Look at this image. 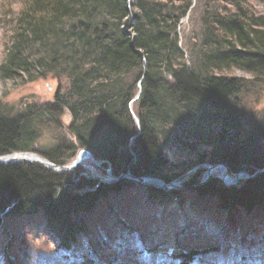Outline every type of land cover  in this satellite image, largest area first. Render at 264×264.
Instances as JSON below:
<instances>
[{"label":"trees","instance_id":"obj_1","mask_svg":"<svg viewBox=\"0 0 264 264\" xmlns=\"http://www.w3.org/2000/svg\"><path fill=\"white\" fill-rule=\"evenodd\" d=\"M216 3H224L225 11L215 10ZM195 5V0H20V8L6 15L0 78L25 83L52 75L62 82L53 101L28 104L15 115L0 108V156L34 152L67 165L89 150L116 176L127 172L166 182L184 177L185 184L198 183L208 164L222 162L231 175L263 168L264 117L246 119L241 101L264 83V16L246 0H208L200 38L188 46L187 56L181 21ZM235 68L250 78L234 76ZM132 104L138 105V125ZM64 112L71 117L67 131L73 140L60 132L54 144L40 149L43 128L65 129ZM171 150L188 157L173 164ZM84 172L81 165L73 172L39 163L0 165V222L5 215L40 213L57 246L69 249L86 229L77 216L134 184H106ZM144 189L160 202L185 192L215 198L230 214L264 207V172L230 188L213 176L184 191ZM195 254L182 255L190 262Z\"/></svg>","mask_w":264,"mask_h":264},{"label":"rangeland","instance_id":"obj_2","mask_svg":"<svg viewBox=\"0 0 264 264\" xmlns=\"http://www.w3.org/2000/svg\"><path fill=\"white\" fill-rule=\"evenodd\" d=\"M207 1L195 0L194 12L182 22L181 46L187 56L188 46L200 38ZM246 1L253 11L264 16V0ZM225 6L214 5L218 11ZM19 8L20 0H0V64L6 53L10 22L6 15ZM226 8L234 10L232 6ZM233 74L250 78L248 72L239 68ZM61 82L52 75L25 83L0 78V108L6 115L9 111L15 115L28 104L53 101ZM130 108L138 125V105ZM241 109L251 122L264 117V83L245 95ZM60 119L65 129L43 128L40 149L54 144L60 132L73 140L67 131L70 115L64 112ZM167 156L173 164H180L188 153L171 150ZM80 165L88 177L107 176L89 158ZM185 180L180 177L176 183L184 185ZM144 190L134 183L100 200L91 212L77 216L86 229L69 249L57 246L42 214L5 215L0 222V264H76L87 260L92 264H264V207L251 214L238 208L230 214L219 208L215 198L185 192L180 199L163 198L160 202L159 198L149 199ZM192 250L197 254L192 261H186L183 255Z\"/></svg>","mask_w":264,"mask_h":264},{"label":"water","instance_id":"obj_3","mask_svg":"<svg viewBox=\"0 0 264 264\" xmlns=\"http://www.w3.org/2000/svg\"><path fill=\"white\" fill-rule=\"evenodd\" d=\"M139 96V95H138ZM137 96V97H138ZM136 97V98H137ZM138 124H139V120ZM26 155L24 158H11L12 155ZM29 156L33 158H29ZM91 159L92 164L97 166L98 168L103 169L107 176L106 177H98L100 180H102L106 184H114L122 180H129L139 186L146 187V188H155L160 190H179V188H193L198 187L201 185L206 184L213 176H215V172L220 171L221 175L218 176L223 184L226 187H235L237 186L241 179L243 178H255L257 175L264 172V167L257 170L254 174L249 173L248 171H240L236 173L235 175H231L229 168L226 164L222 162L214 163V164H208L205 168V172L203 173L202 179L198 183H192V184H184L179 185L175 181L172 182H166L160 178L155 177H147V176H138L134 175L132 173H122L120 176L114 175L111 168H105L99 163L95 156L90 152L89 150H82L75 160L67 165H58L47 158L34 153V152H14L9 155L0 156V165H11V164H17V163H39L46 168L56 171V172H73V170L79 166L82 161L86 159ZM195 171V170H193Z\"/></svg>","mask_w":264,"mask_h":264},{"label":"bare ground","instance_id":"obj_4","mask_svg":"<svg viewBox=\"0 0 264 264\" xmlns=\"http://www.w3.org/2000/svg\"><path fill=\"white\" fill-rule=\"evenodd\" d=\"M184 20V19H183ZM183 20L181 21V25H182V22H183ZM24 157H26V155H12L11 156V158H24ZM27 158V157H26ZM29 158H33V157H31V156H29ZM156 199H158V198H156ZM51 235V234H50ZM53 237V236H52Z\"/></svg>","mask_w":264,"mask_h":264}]
</instances>
